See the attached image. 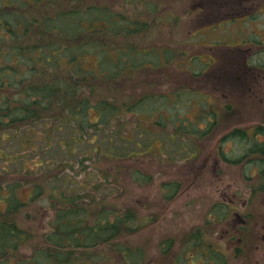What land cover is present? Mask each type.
Listing matches in <instances>:
<instances>
[{"label": "rangeland", "instance_id": "rangeland-1", "mask_svg": "<svg viewBox=\"0 0 264 264\" xmlns=\"http://www.w3.org/2000/svg\"><path fill=\"white\" fill-rule=\"evenodd\" d=\"M151 1L148 26L134 38L148 51L143 67L119 77L120 87L103 90L120 105L114 127L101 126L95 135L89 131L86 139H74V120L68 117L47 142L41 130L45 126L37 121L33 128L40 138L33 144L21 141L17 132L0 133V174L6 172L0 182L29 179L28 185L41 183L46 192L53 184L79 186L81 193L96 198L91 204L84 198L93 208L89 214L101 206L100 199L107 206L132 211L135 218L130 223L138 226L136 231L117 238L115 246L96 248L98 254L89 252L104 256L98 259L101 264H264V155L250 150L264 142V79L262 85L249 84L248 95L197 83L204 77L199 69L208 66H199L200 60L208 57L204 50L181 44L195 41L186 36L188 23L184 33L180 30L191 10L183 15L179 2ZM183 5L191 9L189 2ZM259 17L264 22L263 11ZM251 32L252 27L244 34ZM154 51L166 53L168 60L159 62ZM198 53L200 58H194ZM249 61L262 69L255 73L248 69L249 76L264 75V51L253 52ZM233 71L232 78L241 77ZM199 74V79L193 76ZM203 124L207 126L200 127ZM61 160L66 172L81 168V174L70 179L57 169L55 179L47 175L39 181V174L22 178L8 173L19 168L49 170ZM85 169L91 171L84 174ZM98 169L108 174L96 176ZM40 205H48L45 198L19 208L17 214L18 223L31 226L37 240L50 225L46 217L50 211L41 212ZM164 239L170 240L168 253L161 247ZM116 246L131 249L132 258L112 253ZM208 247L224 253L217 252L211 259L216 262L209 263Z\"/></svg>", "mask_w": 264, "mask_h": 264}, {"label": "trees", "instance_id": "trees-1", "mask_svg": "<svg viewBox=\"0 0 264 264\" xmlns=\"http://www.w3.org/2000/svg\"><path fill=\"white\" fill-rule=\"evenodd\" d=\"M151 4V0H0V133L17 132L21 141L33 144L40 138L33 128L37 121L45 126L41 130L47 142L68 117L74 120V139H86L89 131L95 135L101 126L114 127L120 105L110 94L105 97L103 90L120 87L119 77L143 67L148 51L138 47L134 38L148 26ZM154 52L159 62L168 60L166 53ZM250 150L264 155V142ZM47 169L19 168L8 173L22 178L39 174L41 181L47 175L55 179L57 169L70 179L82 171L66 172L62 160ZM90 171L85 169L84 174ZM104 172L108 174L98 169L96 176ZM9 180L5 185L0 182V264H101L98 259L105 258L95 255L96 248L115 246L117 238L138 228L130 223L135 218L132 211L107 206L102 199L98 200L101 206L89 214L93 208L84 198L90 204L96 198L81 193L82 187L53 184L46 192L41 183L28 185L29 179ZM42 198L48 205H40L41 212L50 211L46 216L50 225L37 240L31 226L18 223L17 214L19 208ZM91 250L95 254L90 255ZM130 250L116 246L112 253L132 258Z\"/></svg>", "mask_w": 264, "mask_h": 264}, {"label": "flooded vegetation", "instance_id": "flooded-vegetation-1", "mask_svg": "<svg viewBox=\"0 0 264 264\" xmlns=\"http://www.w3.org/2000/svg\"><path fill=\"white\" fill-rule=\"evenodd\" d=\"M168 2L181 3V14L186 15L190 11L192 14L186 19H182L181 24L183 33L186 23H188L187 37L192 36L194 42L181 43L183 46L196 49V51L204 50L207 53V60H200V65L207 64L208 66L201 67L198 72L204 77L197 83H203L209 86L210 89L216 91L218 86L225 87V91H237L247 95L251 91L249 84H261L264 75L258 73L257 75L249 76L251 72L262 70L257 64H252L249 61L253 52L264 51V22L259 13H264V0H167ZM189 2L190 7L185 10L183 5ZM254 11V14L251 13ZM189 12V13H190ZM258 13V14H257ZM263 16V15H262ZM258 18L260 20H258ZM164 19V17H162ZM252 27L251 34H244L248 28ZM247 35V36H245ZM257 37H255V36ZM185 37V35H184ZM183 37V39H184ZM229 37V39H228ZM230 40V41H228ZM244 52H249L250 55L244 56ZM164 54V53H163ZM200 58V54H194L195 57ZM250 64V65H249ZM205 68L208 70L204 71ZM233 70L239 71L241 77L232 78ZM235 71V72H237ZM243 72L245 73L243 76ZM199 75H193L199 79ZM206 74V75H205ZM238 75V73L236 74ZM238 78H240L238 80ZM254 94V93H252ZM212 120V119H210ZM213 121V120H212ZM184 127H189L183 124ZM203 124L200 127H206ZM235 219V218H234ZM231 221H235V220ZM194 243H191L192 247ZM190 246V245H189ZM161 247L164 253L169 252L170 240L164 239L161 242ZM206 254L209 258L205 261L209 263L216 262L211 260L214 258L216 249L209 248ZM213 251L214 253H212ZM205 255V256H206ZM174 264V262H172ZM217 264V262L215 263Z\"/></svg>", "mask_w": 264, "mask_h": 264}]
</instances>
